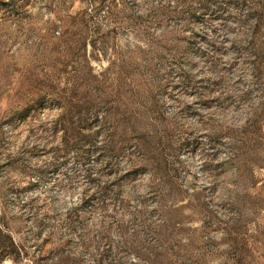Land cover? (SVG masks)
Returning a JSON list of instances; mask_svg holds the SVG:
<instances>
[{
    "label": "rangeland",
    "instance_id": "374dc122",
    "mask_svg": "<svg viewBox=\"0 0 264 264\" xmlns=\"http://www.w3.org/2000/svg\"><path fill=\"white\" fill-rule=\"evenodd\" d=\"M0 225L2 264H264V0H0Z\"/></svg>",
    "mask_w": 264,
    "mask_h": 264
},
{
    "label": "trees",
    "instance_id": "16d2710c",
    "mask_svg": "<svg viewBox=\"0 0 264 264\" xmlns=\"http://www.w3.org/2000/svg\"><path fill=\"white\" fill-rule=\"evenodd\" d=\"M262 20L261 19H256L255 25H254V30L252 32L254 41L256 42L257 39L260 36L261 33V27H262ZM103 90L104 87L100 85V90H99V96L102 97L103 95ZM134 130V128H132ZM5 230L4 228L0 225V233H4ZM6 238H8V242L0 241V264H2L7 258L11 257L12 255V249H16V243L13 241L12 237L8 234H4Z\"/></svg>",
    "mask_w": 264,
    "mask_h": 264
}]
</instances>
